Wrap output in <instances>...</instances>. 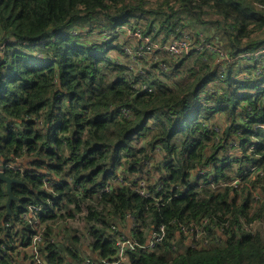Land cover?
Listing matches in <instances>:
<instances>
[{
	"label": "trees",
	"instance_id": "trees-1",
	"mask_svg": "<svg viewBox=\"0 0 264 264\" xmlns=\"http://www.w3.org/2000/svg\"><path fill=\"white\" fill-rule=\"evenodd\" d=\"M125 23L164 39L189 27L207 28L213 40L237 54L264 42L254 39L264 30V0H0V162L25 156L26 165L24 176L6 172L23 181L12 186L20 198L12 202L13 214L47 197L40 177L48 168L64 179L56 189L57 206L67 199L64 210L71 216L84 208L88 231L86 236L75 230V249L49 246L48 264H66V257L70 264H83V248L76 247L81 238L100 256L113 255L110 221L129 210L145 229L141 240L157 224L168 225L155 251L131 253L130 264H264V233L243 226L264 220V76L245 78L242 68L232 65L221 77L210 54L164 55L169 69L161 77L152 75L153 92L135 94L109 56L110 42L87 43L88 37L72 35L76 26L92 30ZM111 105L131 108L135 117L125 119ZM219 116L230 128L213 145L204 122ZM235 136L243 147L256 143L259 157L232 159L227 144ZM156 151L167 159L154 163L164 184L163 203L128 187L104 194L98 203L92 199L118 170L143 172ZM248 163L259 164L263 175H246L241 190L212 186L239 175ZM198 167L207 174L193 181ZM202 179L207 185L200 187ZM185 184L190 188L183 191ZM77 186L84 190L80 200L73 192ZM257 188L260 202L251 191ZM8 196L0 181V238ZM204 216L219 226L230 220L225 245L175 254L177 222ZM47 218H54L51 211Z\"/></svg>",
	"mask_w": 264,
	"mask_h": 264
},
{
	"label": "built area",
	"instance_id": "built-area-1",
	"mask_svg": "<svg viewBox=\"0 0 264 264\" xmlns=\"http://www.w3.org/2000/svg\"><path fill=\"white\" fill-rule=\"evenodd\" d=\"M72 35L88 38L97 36L94 40L110 42L113 46L109 51L113 52L112 55L109 54L110 58L123 68L122 76L130 83L135 94L153 92L154 88L149 83L152 75L161 77L162 73L169 69L168 62L163 59L164 55H167L169 59H174L196 52L210 54L217 73L221 77L228 72L232 65H239L245 78L264 76V42L254 50L233 54L226 50L220 42L213 40L209 33L203 29L189 27L181 30L179 34H172L169 38L164 39L163 36L154 38L153 34L146 33L143 27L134 23H125L114 27H96L92 30L76 26L72 29ZM3 53L4 45L0 47V54ZM110 110H118L125 119L135 117L132 109L127 106L111 105ZM248 110L252 112L251 107H248ZM241 121H248V118L243 117ZM40 124L43 123L40 122ZM204 126L213 134V145H219L224 139L225 130L230 128V124H227L220 116L217 120L205 121ZM237 131L242 132L239 129ZM227 145L231 151L232 159L233 156L243 157L244 154L259 157L256 152V143L246 144L243 147L239 138L235 136L230 139ZM155 153L162 154L161 151ZM24 161L25 156H19L7 163L0 162V172L6 173L10 170L24 176L26 173ZM166 161L167 159L163 157L160 159L162 164ZM154 163L153 155L146 161L147 168L143 172L118 170L116 174L108 178L92 199L98 203L104 194L113 193L118 188L128 187L146 199L153 200L157 204L163 203L164 196L161 193L164 184L159 182V176L154 172ZM42 170L41 187L46 191L47 197L39 203L27 204L17 215L12 213L6 216L7 220L3 224L0 238V264H48L45 259L48 247L55 244L58 247L62 244L67 245L68 238L75 234V230H80V227H71L70 225L81 223L85 209L76 211L71 216L67 215L64 210L67 199H63L61 205L57 206V199L61 194L56 189L64 179L52 172L51 169L43 168ZM206 174L207 168L198 167L193 171L192 180L195 181L198 177ZM246 175L255 178L257 175H263V172L259 164L248 163L239 175L229 181L212 184V186L215 188L230 186L241 190ZM68 182H72V179L68 178ZM206 185L205 180H199L198 186ZM188 188L190 187L185 184L183 191ZM251 191L255 202H260L262 200L261 190L257 188ZM73 192L78 200L84 197V190L80 186H77ZM175 196H179V194H175ZM50 211L54 218L45 219ZM128 225H130V231L125 229ZM243 226L245 230L255 233L257 226L264 228V220L250 224L244 221ZM177 228V239L180 238V240L178 242L174 240L172 251L175 254L186 248L209 249L214 246H224L226 238L230 235L231 223L228 219L219 226L212 221L210 216H204L198 221L177 222ZM110 230L114 234V254L103 257L89 247L88 249L93 252H88V254L80 252L83 264H130L131 253L139 249H145L148 252L155 251L166 238L168 225L165 222L157 224L141 240L139 233L145 229L141 225V221L129 210L126 211L123 218L114 217L110 221ZM82 232L88 234L86 227ZM65 263L70 264L69 257L65 258Z\"/></svg>",
	"mask_w": 264,
	"mask_h": 264
},
{
	"label": "rangeland",
	"instance_id": "rangeland-1",
	"mask_svg": "<svg viewBox=\"0 0 264 264\" xmlns=\"http://www.w3.org/2000/svg\"><path fill=\"white\" fill-rule=\"evenodd\" d=\"M190 25H194V24H190ZM199 28V27H198ZM205 30H207V28H205ZM208 31V30H207ZM97 38V36H94L93 37V39H91V38H87L86 40H87V42L88 41H97V40H94V39H96ZM254 39H263L264 40V30L263 31H261V32H259L256 36H255V38ZM109 54L110 55H112L113 54V52H109ZM109 55V56H110ZM224 124V123H223ZM234 152H237L236 150H233ZM155 155V162L156 161H159L160 162V159L163 157L161 154H158V153H155L154 154ZM85 222H83V220L81 221V223H72V225H70L71 227H80V232L81 233H83L84 235H86L84 232H82V230L84 229V227H85ZM256 229H257V231L259 230V229H261V231L264 233V228L263 227H261V226H257L256 227ZM87 236V235H86ZM71 237L72 236H70L69 238H68V240H67V245H69V246H73V244H72V242H71ZM84 241H86L85 239H80V241H79V243H78V245L76 246L78 249H80V251L82 250V248H83V251H82V254H88V250H90V249H87L86 248V250H84V247H88V245H87V241L84 243ZM64 245H66V244H62V247L64 246ZM74 247V246H73ZM89 248V247H88ZM60 252H63L62 250H61V248H60Z\"/></svg>",
	"mask_w": 264,
	"mask_h": 264
},
{
	"label": "water",
	"instance_id": "water-1",
	"mask_svg": "<svg viewBox=\"0 0 264 264\" xmlns=\"http://www.w3.org/2000/svg\"><path fill=\"white\" fill-rule=\"evenodd\" d=\"M0 181H3L6 183V189L8 193V199L6 202V207H7V215L12 214V202L13 201H19L20 198L15 196L12 191V186L14 183H23L22 180L16 178V177H11L7 175L4 172H0Z\"/></svg>",
	"mask_w": 264,
	"mask_h": 264
},
{
	"label": "crops",
	"instance_id": "crops-1",
	"mask_svg": "<svg viewBox=\"0 0 264 264\" xmlns=\"http://www.w3.org/2000/svg\"><path fill=\"white\" fill-rule=\"evenodd\" d=\"M91 39H93V37H90ZM84 40H86V38H84ZM86 42H87V40H86ZM88 43V42H87ZM223 118V117H222ZM224 119V118H223ZM162 155V154H161ZM163 156V155H162ZM156 157H155V155H154V159H155ZM127 231H130V225H128L126 228H125ZM86 248L88 249V247H84V250H86ZM88 252L90 253V252H93V251H91V250H88Z\"/></svg>",
	"mask_w": 264,
	"mask_h": 264
}]
</instances>
